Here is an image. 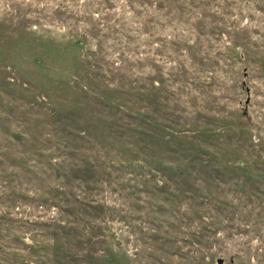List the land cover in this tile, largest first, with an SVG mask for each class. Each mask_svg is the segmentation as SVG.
Instances as JSON below:
<instances>
[{
    "label": "rangeland",
    "instance_id": "obj_1",
    "mask_svg": "<svg viewBox=\"0 0 264 264\" xmlns=\"http://www.w3.org/2000/svg\"><path fill=\"white\" fill-rule=\"evenodd\" d=\"M0 264H264V0H0Z\"/></svg>",
    "mask_w": 264,
    "mask_h": 264
}]
</instances>
